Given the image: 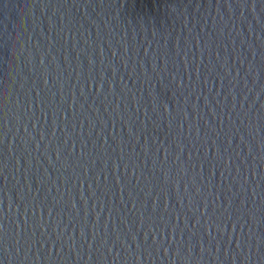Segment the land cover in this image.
Wrapping results in <instances>:
<instances>
[{"label": "water", "instance_id": "water-1", "mask_svg": "<svg viewBox=\"0 0 264 264\" xmlns=\"http://www.w3.org/2000/svg\"><path fill=\"white\" fill-rule=\"evenodd\" d=\"M0 264H264V0H0Z\"/></svg>", "mask_w": 264, "mask_h": 264}]
</instances>
